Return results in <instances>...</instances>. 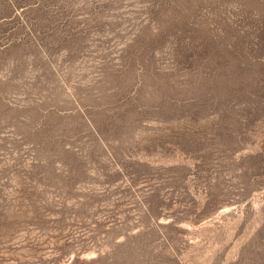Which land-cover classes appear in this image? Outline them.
<instances>
[{"label":"rangeland","instance_id":"obj_1","mask_svg":"<svg viewBox=\"0 0 264 264\" xmlns=\"http://www.w3.org/2000/svg\"><path fill=\"white\" fill-rule=\"evenodd\" d=\"M0 264H264V0H0Z\"/></svg>","mask_w":264,"mask_h":264}]
</instances>
